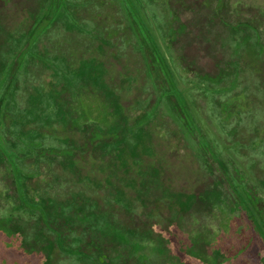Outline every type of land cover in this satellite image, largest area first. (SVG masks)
Instances as JSON below:
<instances>
[{"label":"rangeland","instance_id":"1","mask_svg":"<svg viewBox=\"0 0 264 264\" xmlns=\"http://www.w3.org/2000/svg\"><path fill=\"white\" fill-rule=\"evenodd\" d=\"M52 5L0 0V140L45 211L0 149V264H264V0Z\"/></svg>","mask_w":264,"mask_h":264},{"label":"trees","instance_id":"2","mask_svg":"<svg viewBox=\"0 0 264 264\" xmlns=\"http://www.w3.org/2000/svg\"><path fill=\"white\" fill-rule=\"evenodd\" d=\"M51 2L53 3L51 11L54 12V15H53V19H54L55 15H56V12L55 11H56L57 0H51ZM145 23L147 24L148 32H151L152 33V31L150 30V27H149L148 23L147 22H145ZM49 24H47V26H49ZM45 29H46L45 26L42 29L40 28V26H39V28H36V30L34 31V33L32 35V39H31V40H33L32 43H34V41L36 42L38 40L37 38L40 36V34ZM152 35L149 33L147 38H149V40H150V42H152V44H155L156 45L155 48L158 50V55L161 57V53L162 52L160 51V48L158 47V44L156 42V39H155L154 35L153 36ZM33 38H35V39H33ZM32 57L33 56H31V58ZM37 58H42L41 60H43V56H34L33 57V61L35 59H37ZM43 61H45V63H46V65H47L48 68L52 66L51 59L44 58ZM29 63H30V60L28 59L27 65ZM43 90L44 89H42L41 93L44 92ZM176 93H177V91H176ZM178 95L180 96L182 102L184 104H186V99H185L184 92L181 91V90H178ZM88 140L89 141H85V143H89L90 144V147H92L91 145H93L94 148H97L98 147L97 144H95L96 143L95 142V139L90 138ZM85 143H84V146H86ZM84 146H82V147H84ZM3 147L6 148L5 149L6 151H4L5 156H7L9 154L11 156V158H12V160H11L12 161V164H10V165L8 164V165H9V169H10L11 178H13V180L15 181L14 185L16 187L17 195H18V197L20 199V202H21L20 205L21 206H28V207L30 206V208L32 210H34V213H38L42 217V219L44 220V216H45L44 213H45V211L42 208L41 204H39L40 202H42L41 201L42 198H41V200L37 201L39 203H37V204H31V203H29L28 196L25 194L26 184L29 181H35L36 179H38L39 177L35 178V176H38V173H35V175H33V176L31 174L28 175V173L25 172V170L22 168V163L19 162L20 161V158H19L20 156L19 155H16V153L14 152V150L11 149L10 147L7 148L4 144L1 143V140H0V149H2ZM74 147H76V146L75 145H72V148L69 149L70 153H72L71 150L74 149ZM32 148H36V144H33L32 145ZM98 149L100 150L101 158H104L105 156H107V155L110 154V152H108V147L107 146H100V148L98 147ZM55 151L58 153V154L56 153V156H63L65 158V156H68L69 155V152H68L67 148H65V147H61V148L55 149ZM51 156H53V155H51ZM7 158H8V156H7ZM34 158H35V162H34L35 164H40V160L42 162L46 160V157H43L41 154H34ZM8 160L10 161L9 158H8ZM53 161H55V158H52L50 160V163L53 162ZM234 190H235V192L237 194V197L240 200V208L242 209V211L246 212L247 217L255 224V227H256V225H259L260 226V221L257 220V216L253 212L252 208L248 205V203H247L246 199L244 198L242 192L239 191L237 188L234 189ZM64 191L65 190L59 188V193L60 192L61 193L63 192V194H64ZM41 193L44 194V191H42ZM58 196H61V195H58ZM74 198H76V196H74L73 199ZM38 199H40V196L38 197ZM245 208H247V210H245ZM251 217H254V220ZM57 236L59 238L61 237V235H59V234H57ZM64 253H67V252L64 251Z\"/></svg>","mask_w":264,"mask_h":264}]
</instances>
